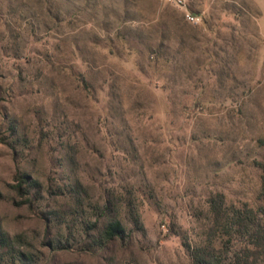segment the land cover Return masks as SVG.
<instances>
[{
	"label": "rangeland",
	"instance_id": "rangeland-1",
	"mask_svg": "<svg viewBox=\"0 0 264 264\" xmlns=\"http://www.w3.org/2000/svg\"><path fill=\"white\" fill-rule=\"evenodd\" d=\"M188 5L200 25L170 0H0V235L30 264H193L213 195L264 204V0ZM77 181L87 216L118 203L107 259L80 226L54 261L42 244Z\"/></svg>",
	"mask_w": 264,
	"mask_h": 264
},
{
	"label": "trees",
	"instance_id": "trees-1",
	"mask_svg": "<svg viewBox=\"0 0 264 264\" xmlns=\"http://www.w3.org/2000/svg\"><path fill=\"white\" fill-rule=\"evenodd\" d=\"M14 134L15 130L11 129ZM263 171L261 193L264 198V161L258 164ZM15 180L20 193L31 195L29 206L38 200L41 188L37 180L27 173L17 172ZM77 181L70 186V200L63 206H55L43 212L46 232L42 241L54 261L55 254L66 250V244L76 228H82L84 247L94 250L107 259L110 245L125 243L129 238L127 228L119 216L117 202L107 199L96 209L98 214L87 216V192ZM264 202V200H263ZM210 223L207 238L188 246L193 264H264V204L252 207L248 203L228 202L222 193L213 195L208 201ZM58 228V235L54 228ZM62 231L66 234L61 235ZM21 240L0 235V261L10 259L12 264H30L34 255L22 249Z\"/></svg>",
	"mask_w": 264,
	"mask_h": 264
},
{
	"label": "built area",
	"instance_id": "built-area-1",
	"mask_svg": "<svg viewBox=\"0 0 264 264\" xmlns=\"http://www.w3.org/2000/svg\"><path fill=\"white\" fill-rule=\"evenodd\" d=\"M176 7L181 8L184 11L185 20L193 25H200L202 23V17L192 12L189 8L190 0H170Z\"/></svg>",
	"mask_w": 264,
	"mask_h": 264
}]
</instances>
